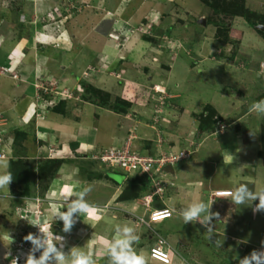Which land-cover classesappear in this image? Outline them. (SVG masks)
<instances>
[{"label": "crops", "instance_id": "0c3cea01", "mask_svg": "<svg viewBox=\"0 0 264 264\" xmlns=\"http://www.w3.org/2000/svg\"><path fill=\"white\" fill-rule=\"evenodd\" d=\"M74 1L81 2L80 0H68L67 2L71 3ZM97 1L100 2V0ZM3 2L0 1V6H2ZM83 2L85 3L86 1L84 0ZM53 3H55L54 6ZM56 3L57 0H37L34 2L31 0H15L11 8L17 10V14L22 11L16 17L20 19H18V25H15L16 27L19 26L21 30L16 31L19 28L14 26V30L10 29L12 26H9V19L0 24V29L4 31H1L2 34H7L0 35V71L4 67L8 69L7 73L0 75V107H5L6 112L4 113H7V116L11 119L8 122L9 127L12 124L18 125L21 127H19L20 129L30 135L32 141H24L23 143H27L30 146L28 150L29 158L36 157L38 161H41L42 156L48 153V149L52 145L54 147L53 158L71 160L62 164L58 175L51 181L45 197L48 198V204L52 206L53 203L55 210L59 212H67L73 203L78 200L87 202L92 206L89 213L85 214L77 211L73 213V216L84 217L90 223L89 232L86 233L85 243L83 244L91 245L89 255H87L92 256L94 264L105 261L108 247L115 240L123 238V229L125 227L132 228L133 235L139 237V242H133L132 248L138 254L145 256L146 264H163L150 257L151 247L162 238L165 240L166 249L171 254V264H240L234 260L232 255L228 256V248L234 249L236 253L242 251V246H251L253 249L264 250V210H256V205L259 203L258 196L257 199L247 200L244 204H235L232 197L211 198L212 192L216 189H232L233 193H235L242 185L246 186L248 191L253 194H258L264 190V181L254 173L255 171L262 173L261 170L264 168L258 170L256 165L252 167L253 171L248 168L249 160L245 151L250 148L245 147L242 150L240 134L234 130H224L222 127V124L235 127L238 124L243 127V120L249 116H252L253 119L255 115L260 117L258 111H250L253 105L250 104V96H254V102L264 100V86H262L264 78L260 79L264 74V35L257 32L258 30H253L257 33L255 35V43L261 48L259 53L262 56L256 57L253 54L235 55L231 59L229 57L232 55L228 57L231 45L227 46V44L216 40H213L212 47L209 45L211 47L209 50L215 52V54L198 56V63L210 61L211 71L215 73L224 71L225 78L229 76L230 79H233L234 70L236 74H238L239 70H243L240 81L236 82L238 91L236 89L233 90V93L224 91L227 94V103H223L218 97L215 99L213 95L210 100L211 103H198L197 105L200 104L201 109H193L195 102L192 98L196 99L202 96L204 90L198 89L195 86V82L187 84L186 59L183 60L184 62L181 65V75H178L179 78L173 79L174 71L177 70L175 65L178 61V55H164L165 60L163 55H152V51L157 54L159 49L161 53L170 50L165 48L167 45H163L166 43L162 41L164 36H166L163 35L160 42H154V45H151V49H148L151 54L144 63V66L149 68L148 72L150 74L146 86L151 87L152 93L150 97L153 98L151 101L149 98L148 105L133 107L124 114L116 113L106 107L89 102L96 105L99 110L106 112L107 118H116L107 122V126L100 123V120L103 119L100 118L98 113V122H89L88 120V122L84 121L83 123L78 120L76 117L78 116L79 107L71 102V99L64 102L61 112H57L50 107L45 112L44 118H35L34 114L40 102L36 99L38 90L34 86V81H36V73L38 74L42 69L48 74L55 76L56 80L59 79L57 89L63 88V90H59L60 92L73 93V95L74 93L77 94V92L78 94L80 93L76 86L79 88L78 82L82 80L105 91L115 90V83L122 90V82L126 80L136 82V80L125 75V67L115 68L112 73H98V78L91 76L88 79L90 76L89 72L93 71L90 67L98 66L101 68L106 64L117 65L119 59H121L120 56H122L119 52L121 49H117L114 43L111 45L107 42L95 50V55L93 50L89 51L81 40L83 48L77 53L75 39L73 34H70L72 29L70 28V31L66 26L67 18L65 15L68 13L70 6L67 4L69 7L67 10L62 8L64 11L63 15L61 8H59L61 3L57 5ZM37 6L39 9H37ZM45 6H47V9H44ZM55 11L59 12L57 13L59 20L47 19V14L49 16L53 15L52 13H56ZM155 11L158 10H153L150 13L151 16L149 15L151 21L156 20ZM2 12H5L6 15L10 14L7 10ZM22 15L25 16L24 20L21 18ZM87 15L89 16V14ZM68 16L70 17V15ZM88 16H76L73 18L75 20L74 23L76 25L80 23L79 26L89 25L90 30L91 25L89 23L91 22L88 21ZM26 18H29L28 22H26ZM59 21L63 22V24L58 25L57 22ZM154 22L158 27H161L157 21ZM21 23L27 24L26 28H22ZM69 26L74 28L72 24ZM79 28H76L77 38L83 35L81 30L84 33V29L80 28L78 30ZM260 29L264 32L263 26H260ZM159 30L162 32L161 29ZM248 31L252 33L251 29H248ZM113 40H116L114 36L111 41ZM79 41L80 38L76 42L79 43ZM205 41L203 39V42ZM58 42L63 45L73 42L72 45H69L71 47L70 55H54L53 58H50L47 53L41 51L43 47L52 45L55 47L54 44ZM200 42H202V39ZM184 48L186 49L185 45ZM63 50L64 53H66V50L69 51L68 49ZM189 50L187 53L191 55L187 56L191 61L190 68H193L196 66V60L193 59L195 55H193L191 49ZM249 56L250 60L248 59ZM128 57L135 59L134 55H128ZM153 57L158 58L154 60ZM159 58L162 59V67L164 66L163 68L166 71H170L169 73L164 72V69V71L160 70ZM258 59L259 61H257ZM43 63L45 66H43ZM120 63L124 65L125 62L120 61ZM253 63L255 65H252ZM127 68L131 70L130 67L127 66ZM132 71H134V66ZM113 73H117L118 76H114ZM12 74H16L18 77H14ZM256 76L259 78V82H256L255 85L248 83L249 80L252 82ZM113 78L116 80L112 81ZM9 80L16 81L17 85L5 87L8 84L4 85V82L7 83ZM235 80H231L232 84ZM196 81H199L202 85L207 83V79H197ZM155 85H159L166 90L165 99H160L154 91L153 86ZM187 85H191L189 91H186ZM244 86H246V89H244ZM239 91L241 92L240 96L238 94ZM221 96L223 99L224 95ZM187 98L191 100L186 102ZM217 104L219 109L216 107ZM207 105L217 110V117L214 116V119L220 117L222 122L219 120L211 128H202L200 125L201 118L202 115L204 116L207 113L205 111ZM240 106L242 108L248 106V108L238 113ZM4 113L3 115L5 116ZM154 121L158 123L154 124ZM10 133L11 131L8 134L11 138L9 140L13 142L14 132L13 134ZM130 136H135L131 140V146L133 145L131 149L142 150V154L146 150L149 151L150 155H159L164 151V153L169 151L174 154H179L183 150L192 152L190 158L176 163L172 169L168 168L167 172H170L171 175L165 178L163 194H157L155 201L146 209L143 206L144 204L137 202L143 194L129 200L120 199L125 189L127 177H134L136 174L123 172V174L116 176L117 174H114L105 166L91 163L89 165L91 167L89 173L92 174V179H90L88 174L81 173L79 168L73 163L74 159L84 156L88 158L92 153L102 148L125 145ZM163 136L166 139L165 143ZM151 140H153L152 145L148 148L146 142L148 144ZM162 140L163 143H161ZM209 141L220 143L217 150L218 155L215 157L200 155L202 149L208 151L207 146L217 148L213 144L208 145ZM10 145L12 146V153H9L8 156L11 158L14 156V152L17 151L16 148L18 146L15 147L11 143ZM195 156H200L204 159H199ZM10 158L4 159L9 161ZM208 166L210 167L207 168ZM249 171H252V173L247 175L246 172L249 173ZM90 185H97L101 190H105L104 194L94 197L88 196L85 189H88ZM148 187L144 195L148 194L147 191L151 188L150 186ZM50 196H52L53 200H50ZM199 202L207 204L209 211L211 213H219V217H213L210 223L205 224L204 214L202 213L200 219L185 223L182 213L192 204ZM165 207L172 209L170 218L156 223L151 222L150 229L148 228L149 224L142 225L143 227H138L140 224H136V214H143L146 210L148 214L142 216L148 218L151 210ZM45 209L44 207V212H46ZM52 218L55 220L53 216ZM56 220L61 221L62 219L57 217ZM78 226L79 222L75 227L77 228ZM249 228L258 230V234L255 232L258 235L255 239L248 238L245 234L240 233V231ZM260 237H263V240L258 242L257 239ZM68 238L70 249H72L75 243L71 241V237ZM64 239L63 237L62 240ZM77 239L81 243L82 239L79 237ZM191 252L197 253V255L193 257Z\"/></svg>", "mask_w": 264, "mask_h": 264}, {"label": "rangeland", "instance_id": "374dc122", "mask_svg": "<svg viewBox=\"0 0 264 264\" xmlns=\"http://www.w3.org/2000/svg\"><path fill=\"white\" fill-rule=\"evenodd\" d=\"M0 1L3 2V0H0ZM31 1L34 2L37 0H31ZM67 1L68 0H60V1L57 0V3H56V5L61 3L59 8H61L63 15H64L63 9L67 10L69 8L67 5L69 3ZM80 1L82 2L84 0H80ZM85 1L89 6L100 7L101 10L98 13V15L97 14H94V15L90 14V16H88L87 14L85 15V16H88V21L91 22L89 23L91 27L89 30V25L82 26V28L84 29L83 30L84 33L81 30V33L83 35H80L78 37L80 38L79 43L76 42L78 40V38L76 37L77 36L76 28L80 25V23H77L76 25L74 23L75 21L74 19H72V22H70V19H69L68 20L69 24L68 22L66 23L67 28L69 29L71 28L73 31L72 32L70 29V31L72 32V33L70 32V34L71 35L73 34V38L75 39L77 53H79L83 48V45L81 44V40L83 41V44L89 49V51L93 50V54L95 55H96L95 50L99 49L102 45L106 44L107 42L108 44H111V45L112 43H114L117 49L120 48L122 50V51L119 50L122 56H120L121 59H119V62L117 63V65L106 64L101 68H99L98 66L90 67V69L93 71L89 72L90 76L88 77V79L91 78V76L97 77L98 73H101V74L104 72L112 73L115 71V68L118 69V68L125 67L126 70L124 73L126 76H129V78L136 80L139 84L141 83L143 85H147L150 74L146 70L144 63L147 61L148 57L151 54L148 49H151V45H154V42L156 41L160 42L162 36L166 35L164 36V39H162V41L166 42L163 45H167L168 47L166 46L165 48H169L170 50H168L167 52L161 53L159 49L157 51V54L152 51V55H155V56L163 55L164 60H165L164 55H178L177 56L178 61L176 62V65H175L177 70L174 71L175 73L173 74V79H177L179 78L178 75H181V72H180L181 65L184 62L183 60L186 59V79H188L187 84H189L190 82H195V86H197L198 89L204 90V93L202 92V96H199L196 99L192 98L195 102V106L193 107V109L200 110L201 109L200 104L202 103L205 104L206 102L211 103L210 100L212 99L213 95L215 99L216 97H218L220 101H222L223 103H227V94L224 91H230L231 93H233V90L236 89V82L240 81L241 75L243 73V70H239L238 74H236L235 70L234 71L231 70L234 72V78L230 79L229 76L225 78L224 71L223 72L220 71L218 73L211 71L212 66L209 65L210 61L204 62V63L202 62L198 63V59H197L199 58L198 56L215 54V52L209 49L213 45V40L217 39L215 37H216V33L218 32L217 29L219 27L223 28V26L226 25L229 28V32H228L229 35H228V40H227L229 43L227 44V46L231 45V49L228 52V57L231 55H243L244 56V55H252V54L256 57L262 56L259 53L261 48L258 47L259 45L257 43H255V35H257L255 31H257V29H260V26L264 27V24L260 23L256 27H254L252 23L253 22H264V0H245L246 7H248L251 11H254L252 13L249 12L247 14L249 18L247 17L246 18L249 21L252 20L251 22H249V24L246 22L245 16H241V17L227 16L226 18L219 12L218 14L216 12H213L212 7L209 6L204 0H103V1L100 0V2L97 0H85ZM14 2L15 0H5L2 6H0L1 13L3 10L5 11L7 10L8 13H10L8 15H6V13H3V15H5L4 18L3 16L0 15V24L3 23L4 21H7L6 19H9V24H10L9 26H12V28H10L12 30H14V27H16L15 25H18L19 17L18 18L16 17L19 16L18 14L22 13V11H19L17 14L16 13L17 10H13L11 8ZM54 4L55 3H53V6ZM45 8L47 9V6H45L44 9ZM37 9H39L38 6H37ZM153 10H158V11H155L156 17L155 16L154 17L156 20L154 21H157L159 25H161V27L159 26L160 28L156 25V23L153 20L152 21L150 20L149 15ZM57 13L59 12L52 13L53 15H50V16L49 14H47V19L51 18V20L53 21H58L59 19H58ZM74 17L76 16H71V18H74ZM21 18L22 20H24L25 16L22 15ZM64 19L66 18L64 17ZM28 21H29V18H26V22ZM212 21H216V23H213ZM115 22L122 24V28H121L123 31L122 33L120 31L113 29ZM57 24L62 25L63 22L59 21L57 22ZM71 24L74 26V28L69 26ZM168 27H170L171 29L170 31H168V33H166L167 32L166 30H168ZM16 28H19V26ZM159 29H161L162 32H160ZM248 29L249 30L251 29L252 33L249 32ZM20 30H21L20 28L16 29V31H20ZM1 31L2 30L0 29V35H7L6 33L2 34V32L4 31L2 32ZM145 32H149V33L151 32V33L147 34ZM151 34L158 37L157 38L154 36L155 37L154 42L152 40L151 41L149 40L148 42V40L145 39V35L152 37L150 36ZM113 36L116 37V40L115 41L113 40L114 42L111 41ZM242 38H243V42H242ZM201 39H202V42H200ZM203 39H205L206 41L203 42ZM70 44L72 45L73 42L65 43L64 45L58 42L57 44H54L55 47L53 45L48 46V47H43L41 51H43L44 53H47L48 57L50 58H53L54 55H70V49H71V47L69 46ZM184 45L186 46V49L184 48ZM63 49H68L69 51L66 50V53H64ZM189 49H191V52L193 53V55H195V58L193 57V59L196 60L195 62L196 66L193 67L194 69L190 68L191 61L189 57L187 56V55H191L190 53L189 54L187 53ZM128 55L129 56L134 55L135 59H133L132 57H128ZM157 58L158 57H153L154 60ZM248 59L250 60V56L248 57ZM150 60L152 61V59ZM120 61H124L125 62L124 65L120 63ZM257 61H259V59ZM161 62H162V59L159 58L160 70H163L164 68L162 67ZM122 65L123 67H121ZM126 65L130 67L131 70L128 69ZM252 65H255V63H253ZM39 66L41 65L39 64ZM43 66H45L44 63H43ZM133 66H134V71H132ZM38 68L41 69L40 67ZM43 70L44 69H42V71ZM226 70H230V69H226ZM164 72L169 73L170 71L165 70ZM225 72H229V71H225ZM40 74H41V70L38 72V74L36 73V79L37 77H39ZM113 75L116 77L118 76L117 73H113ZM12 76L18 77V75L16 74H12ZM262 78H264V74L262 75L260 79ZM52 79H55V76L53 75L49 76L48 81H51ZM197 79L198 80L207 79V83L202 85L199 81H196ZM58 80L55 79L52 81V85L54 89L58 88V85H59ZM115 80H116L115 78L112 79V81H115ZM231 80H235V82L232 84ZM256 82H259V78L257 76L252 80V82L249 80L248 83L255 85ZM81 83L82 82H78L79 88L78 86H76L77 90L80 93L79 94L78 92L77 94L74 93V98L71 99L72 100L71 102L75 103L76 106L79 107L78 109L79 111H77L78 116L76 118L78 120H81L83 123L84 121L88 122V120L89 122L90 121L98 122L99 120L97 118L99 114L100 118L103 119V120H100V123H102V125L107 126V122H110L112 121V119L114 120L116 118H111V117L107 118L106 112L99 110L96 105L89 103L90 100L82 99V97H80V94L84 92L86 87L85 86L82 87L81 85L83 84ZM262 83H263L262 86H264V81H262ZM6 84L8 85L5 87H12L13 85L14 86L17 85L16 81H13V80H9L7 81V83L4 82V85ZM86 84L90 85V83H86ZM231 84L232 86H230ZM34 86L38 90V93L36 95V99H38L39 96H42L41 95L42 92L40 90L42 89L44 90L45 87L44 88L37 87L36 83H34ZM119 87L120 86L117 83H115V90H112L110 92H115V91L118 92L120 90ZM189 88H191V85L190 86L187 85L186 91H189ZM244 89H246V86H244ZM59 90H63V88L57 89V93H54V94L59 95L60 97H63L64 92L61 93L59 92ZM236 90L238 91V89ZM221 95H224L223 99ZM145 97L146 96H142L141 99H144ZM253 98L254 96H250L251 105L254 103ZM152 99L153 98L150 97V101ZM190 100L191 99L187 98L186 102ZM176 103H179V102H176ZM198 103L200 104L197 105ZM228 105H229V102H228ZM44 107L45 106L38 107L37 112L43 113L45 111ZM216 107L219 109L218 104L216 105ZM246 108H248V106H246L245 108H242L240 106V108L238 109V113L243 112L244 109ZM214 111H217V110H214ZM4 112H6L5 107H0V117L2 118V120L0 119V133L2 134V136L0 137H2V140H3L2 143L0 144V151L9 152L12 149V146L10 145V143L13 145V142H10L9 140L11 139L8 136L9 131H11L10 134H13V132L17 131L21 127L15 124H12L11 127H9L8 122H10L11 119L7 116V113H4ZM3 113L5 114V116L3 115ZM258 113L260 114V117H256L255 115L254 119L252 116H249L248 118L244 119L243 127H239V126L235 127L232 125L222 126L224 130L225 129H229L231 131L234 130V131H237L238 134H240L242 150L245 147L250 148L249 150L245 151V153L247 152V157L249 160L248 168L252 169V171H253L252 167H254L255 165L257 166L258 170H260V168H264L262 167L264 165V156H263L264 155V136H263L264 135V113H260V112ZM106 118L109 121L105 120ZM134 137L135 136H130V138H134ZM128 140L129 139H127L126 142H128ZM212 144L214 146H217V148H214L213 146L212 148H210L209 146H207L208 151H205L204 149H202L200 152V155L207 156V157L208 156L215 157L216 155H218L217 150L219 149L220 143L217 144L215 143V141L208 142V145H212ZM125 145L127 147V143ZM125 145H122V146H125ZM109 149H111V147H109ZM48 153L50 156L51 154L54 153V147L52 145L48 149ZM96 153L97 152L93 154L95 155ZM143 153H146V152H143ZM195 157L199 159H204L203 157H200V156H195ZM4 158L5 157H0V176L8 174L9 161H6L7 159H4ZM209 167L210 166H208L207 168ZM252 171L251 172L249 171V173L246 172V174L250 175ZM261 172L262 173L255 171L254 173L257 176H259V178H261L262 181H264V169L261 170ZM113 173L117 174L116 176H118V174L120 175L123 174V170H116ZM131 174H135V173L133 172ZM261 174L263 175L261 176ZM170 175H171L170 172H164L162 175L159 176V178L166 180L165 178L169 177ZM47 184H48V181L44 180V182L41 183L38 180V178H36L34 189H33L36 195L31 198L29 197L26 201L22 200L21 204L20 202L18 204L16 202L17 198H15V193L17 192L16 190L18 189V186L7 184L6 186L0 188V264H11V261L17 257L19 258L18 264H26L27 257L30 253L34 255L36 259H39L47 247L46 242H45L47 238V234L41 231L42 228L44 229L46 228L49 230V233L52 236L54 247L57 249L58 252L62 253L65 257L64 264H71V260L73 259L74 252L77 254L83 253L85 255L87 254L89 255V248L91 247V245L88 246L86 244L84 245L83 243H85L84 240L87 235L86 233L89 232L88 227H90V223L88 222L86 218L75 217L74 215L72 217L73 224L70 227V229L71 228L72 229L68 231H64L63 230L64 228L63 220L61 221L56 220V218L59 217L57 215L59 211L55 210V206L53 203H52V206L48 204L47 202L48 198L45 197L46 194L43 193ZM88 189L89 191H87V193H88V196L90 197L101 196L105 192V190H101L99 187H97V185H90ZM164 189L165 187H163L162 191L157 194H163ZM214 191L212 193H214ZM147 192L148 194L144 195L146 192L143 193L140 199L137 200V202H139L140 204H144L143 206L145 207V209L149 205H151L153 201H155L154 199H155V196L157 195L156 192H158V190L156 187H152ZM50 197H51L50 200H53L52 196ZM44 207L46 208L45 209L46 212H44ZM166 208L172 212V209L168 207H165L163 209H166ZM242 208H244V206H242ZM147 214L148 213L145 210L143 214H136V216H142V215H147ZM52 216L54 217L55 220H53ZM76 221L79 222V226L77 228L75 227L78 225V222ZM136 224L139 225L138 223ZM138 227H143V226L140 225ZM148 228L150 229V223H149ZM255 232H257L258 234V230H256L255 228H249L247 230L240 231L241 234H245L246 236H248V238L251 237L254 239L258 236L256 235ZM29 233L33 234L34 237L39 239L40 241L39 247L34 246L30 241L24 240V237L28 235ZM63 237L65 238L64 240H62ZM68 237H71V241L75 243V246L72 249H70L71 247L69 245L70 241L68 240L69 239ZM78 237L82 239L81 243L79 239H77ZM161 240L165 241L163 238ZM161 240L159 239L157 243L153 244L152 247L160 245ZM257 240L258 242H260L263 240V237H260ZM163 241H161V246L163 249H165L166 244L165 243L162 244ZM254 249L251 246H242L241 248L242 251L240 253H236L234 249H230V248L227 249V252H228V256L232 255L234 257V260L240 263L246 256H249L253 251L264 252L263 249H256V248ZM6 253H10V255H8L7 258H5ZM191 253H193V257H195L194 255H197V253L195 254L194 252H191ZM89 257L92 259V256H89ZM150 257L158 261L152 255ZM171 262L172 260L170 256L169 264H171ZM46 264H58L55 253L49 254V259L46 261ZM95 264H109V262L108 260L106 261L105 259V261L97 262Z\"/></svg>", "mask_w": 264, "mask_h": 264}, {"label": "trees", "instance_id": "16d2710c", "mask_svg": "<svg viewBox=\"0 0 264 264\" xmlns=\"http://www.w3.org/2000/svg\"><path fill=\"white\" fill-rule=\"evenodd\" d=\"M204 1L209 6L212 7L213 12H216L217 14L219 12L226 18L227 16H233V17L245 16V18L246 17L249 18L247 14L249 12L251 13L254 12V11H251L248 7H246L245 0H211V2L210 0H204ZM69 6H70V10L65 15V17L67 18L66 19L67 22L69 19L70 21H72L73 18H71V16H81V15L85 16L86 14H89V16L90 14L98 15V13L101 10L100 7H91L86 2L82 3L79 1L71 2L69 3ZM3 13L5 12L0 13V15L5 16L3 15ZM68 15H70V17ZM247 18H246V22L249 24V22H251L252 20L249 21ZM212 22L216 23V21H212ZM260 23L264 24V22H253L252 24L254 27H256ZM21 25H22V28H26L27 24L21 23ZM78 27L82 28V26H78ZM80 28L78 30H80ZM114 28H119V27L114 26L113 29ZM170 29L171 28L169 27L168 30L166 31L168 32L170 31ZM217 30L218 32L216 33V37H215L217 38L216 40L217 41L219 40L218 42L228 44L229 42L227 40H228V35H229L228 34L229 28L226 25H224L223 28L219 27ZM257 30L259 33L264 35V32L261 29H257ZM150 36H152L153 38L149 37L148 35H145V39L148 41L152 40L154 42L155 41L154 38L157 36L152 35V34ZM233 56L235 55H232L229 58H233ZM165 67H168V66H165ZM146 70L148 71L149 68L146 67ZM81 82H82L81 84H83L82 86L86 87L84 92L80 94V97H82V99L90 100V102H93L102 107H106L107 109H110L116 113L126 114L133 107H136V106L143 107V106L148 105L149 98L152 93V89L150 86H146L141 83L139 84L137 81L135 82V81L126 80L125 82H122V88H121L122 90H119L118 92L115 91L114 93L110 91H105L101 88H96L91 84L86 85L85 84L86 82L83 80ZM40 91L42 92L41 95L43 96V98L48 99L51 97L48 91L45 92L43 89ZM238 94L240 96L241 92L239 91ZM142 96H146V97L144 99H141ZM64 102L65 101H61L57 105L53 106L52 108L57 112L59 111L61 112L62 111L61 107L64 105ZM213 109L214 108L209 105L205 107V111L207 113L204 116L202 115V118H201L202 128H211L212 125H214V123L216 124L219 120H222L220 117H218L217 119H214V116H217V112L214 111L215 109L214 110ZM237 126L241 127V125H238V124ZM163 138H164V143H165L166 139L164 136ZM24 141L31 142L32 140H31L30 135L26 133L25 131H23L22 129H18L17 131H15L13 144L15 147L16 146L18 147L16 148L17 151L14 152V156H12L9 159L8 173L11 174V182L9 184L18 186V189L16 190L17 192L15 193V198H17L16 202L18 204L19 202L21 204L22 200L26 201L29 197L31 198L36 195V193L33 191L36 178H38V180L41 183H43L44 180L48 181V184L45 187V190L43 191V193L45 194L51 181L58 175V172L60 171L62 164L64 162L71 161V160H66V159L53 158L52 154L50 156L49 153H46L44 156H42L43 158H41L42 159L41 161H38L36 157L29 158L28 150L30 146L27 143L23 144ZM152 142L153 140L149 141L148 144L146 142V146L150 148L152 145ZM161 143H163V140L161 141ZM122 147L123 146H120V147L115 146V148H122ZM106 149H109V147L102 148L98 150L97 152H102L103 150H106ZM141 151L142 150H138V149L132 150V152L139 153V154L142 153ZM143 155H150L149 151L146 150V153H143ZM88 157L90 158L80 157L79 159H74L73 163L79 168V171L81 173L88 174V177L92 179V174L89 173V169L91 168L89 167V165L91 163H95L96 161L93 158H91V156H88ZM134 173L136 174V176L127 177L125 189L122 195L120 196L121 200H124V199L129 200L132 198H137L141 196L143 193H145L148 188L149 179L147 175L141 174L138 171ZM105 259L106 261L108 260L109 264H112L111 257L109 254H107Z\"/></svg>", "mask_w": 264, "mask_h": 264}, {"label": "clouds", "instance_id": "9594fccd", "mask_svg": "<svg viewBox=\"0 0 264 264\" xmlns=\"http://www.w3.org/2000/svg\"><path fill=\"white\" fill-rule=\"evenodd\" d=\"M114 26L119 27V28H114V29L121 32V30H122L121 29L122 28V24L121 23H116L115 22ZM145 33L148 34L149 32H145ZM7 72H8V69L6 67H4V69H2L0 71V75L3 74V73H7ZM49 76H51V74H48L46 71L43 70V71H41V74L39 75V77H37L36 81L38 79L42 78V80L47 81L49 84H51V82L53 80H55V79H52L51 81H48ZM34 83H36V82H34ZM153 88H154V91L160 97V99H165L166 90L162 89L159 85H155V86H153ZM61 93H63V92H61ZM50 96L51 97L48 98V99L43 98V101L42 100L38 101V99H37V101L40 102L39 103L40 105H38V107L45 106V111L43 113H38L37 112V108L38 107H37L36 111H35V114H34L35 118H42V117L44 118V114L49 109V107H53V106L57 105L59 102H61V101H66V100L74 98L73 94L66 93V92L63 93V97H60L59 95H55L54 93L50 94ZM52 100H54V102L49 104V102L52 101ZM250 111H258L260 113H264V100H261V101H258V102H254L253 105H252V108L250 109ZM154 122H155L154 124L158 123L157 121H154ZM220 122H222V120H220ZM222 126H224V124H222ZM134 130H135V128H134ZM9 153H12V149L9 152H5V158H7V159L10 158V156H8ZM99 153L100 152H97L96 154H99ZM191 155H192V153H191ZM191 155H190V157H191ZM90 156H91V158H93L94 154L92 153ZM88 158H90V157H88ZM94 160L96 161L95 163L103 165L108 170H111L113 172L116 171V170H122L120 168L108 167V166H106L105 164H103L102 162H100L97 159H94ZM181 161H183V160H181ZM174 165H170V166L173 167ZM168 167H169V165L166 166V170L164 172L168 171L167 170ZM123 172H126L127 174L131 173V172H127L125 170H123ZM157 179H160V178H157ZM162 180H164V179H162ZM165 181L166 180H164V183H165ZM10 182H11V174L10 173L0 176V188L6 186ZM148 185L151 188L153 187V185H151L150 181L148 182ZM85 191H89V189H85ZM69 195H71V194H69ZM230 195H231V197L233 199V202L235 204H244V203L247 202V200H255V199H257V196H258L259 203L256 205V210H264V190H262L258 194H253V193L248 191L246 186L242 185L236 190L235 193L231 192ZM217 197H219V196H217ZM91 208H92V206L89 203L84 202L82 200H78L77 202L73 203V205L70 207V209L67 212H58L57 215L64 222L63 230L64 231H68L70 229V227L72 226V224H73V218L72 217H73V213L74 212L79 211L81 213L87 214V213H89ZM150 213L148 215V218L150 217ZM202 213L204 214V223L205 224L210 223L211 220L213 219V217H216V218L219 217V213H211L209 211V206L207 204H205L203 202H199V203L192 204L187 210H185L182 213L184 222L188 223V222H191V221L198 220V219H200ZM170 217H168V218H170ZM165 219H167V218H165ZM161 220H164V219H160L158 221H161ZM136 221H137V219H136ZM158 221H153L152 223H156ZM41 231L43 233L47 234V238H46V241H45L47 247H46L45 251L42 253V255L40 256L39 259H36L34 257V255H32L30 253L28 255V257H27L26 264H46V261L49 259V254L50 253H55L56 260H57L58 264H64L65 257H64V255L62 253L58 252L57 249L54 247L52 236L49 233V230L42 228ZM24 240L25 241H30L34 246H37V247L40 246L39 239L34 237V235L31 234V233L26 235L24 237ZM133 242H139V237L133 235V229L132 228L125 227L123 229V238L115 240L108 247V254L111 257L112 264H146L145 256L143 254H138L132 248V243ZM166 250L168 251V249H166ZM8 255H10V253H6L5 254V258H7ZM169 255L171 256L170 252H169ZM150 256H151V251H150ZM18 259H19L18 257L14 258L11 261V264H18ZM71 264H94V262L89 256H87V255H85L83 253L77 254V253L74 252L73 253V259L71 260ZM240 264H264V252L253 251L249 256H246L240 262Z\"/></svg>", "mask_w": 264, "mask_h": 264}, {"label": "built area", "instance_id": "2783aa9c", "mask_svg": "<svg viewBox=\"0 0 264 264\" xmlns=\"http://www.w3.org/2000/svg\"><path fill=\"white\" fill-rule=\"evenodd\" d=\"M36 86L42 88L45 87L44 91H48V93L50 92L49 94L57 93V89H54L52 82L51 84H49L47 81L42 80V78L36 81ZM41 100L43 101V96L38 97V101ZM53 102L54 100L50 101L49 104ZM0 119L2 120L1 117ZM0 136H2L1 133ZM131 140L132 138L129 137L127 147L125 145L122 148L113 147L111 149H106L100 152L99 154L94 155L93 158L99 160L100 162L111 168H120L127 172L138 171L141 174H146L151 185L157 188L158 192H156V194L161 192L164 187V180L157 178H159V176L163 174V172L166 170V166L174 165L181 160H185L186 158H189L192 153L191 151L186 152V150H183L179 154H174L169 151H166V153H164V151L159 155H143L142 153L139 154L132 152ZM2 141V137H0V144L2 143ZM0 157H5V152L0 151ZM231 192H233L232 189H217L214 191L212 198H215L217 196L231 197ZM150 212L151 213L149 218H146L144 216L137 217V223L140 225H148L150 222L158 221L160 219H165L172 216V212L167 208L154 209ZM161 241L160 245L151 247V255L159 262L169 264V252L166 249L162 248ZM163 243H165V241H163L162 244Z\"/></svg>", "mask_w": 264, "mask_h": 264}, {"label": "water", "instance_id": "95a60500", "mask_svg": "<svg viewBox=\"0 0 264 264\" xmlns=\"http://www.w3.org/2000/svg\"><path fill=\"white\" fill-rule=\"evenodd\" d=\"M168 168H171L172 169V167L169 165V167ZM168 168H167V170H168Z\"/></svg>", "mask_w": 264, "mask_h": 264}]
</instances>
